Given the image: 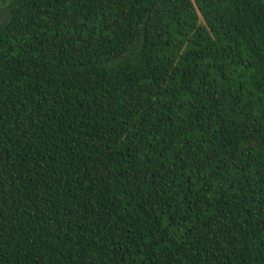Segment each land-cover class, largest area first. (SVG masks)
I'll return each mask as SVG.
<instances>
[{"label": "trees", "instance_id": "obj_1", "mask_svg": "<svg viewBox=\"0 0 264 264\" xmlns=\"http://www.w3.org/2000/svg\"><path fill=\"white\" fill-rule=\"evenodd\" d=\"M0 264H264V0H0Z\"/></svg>", "mask_w": 264, "mask_h": 264}]
</instances>
